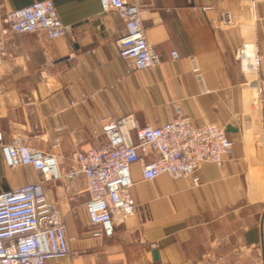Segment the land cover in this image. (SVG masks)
Returning <instances> with one entry per match:
<instances>
[{
    "label": "crops",
    "instance_id": "0c3cea01",
    "mask_svg": "<svg viewBox=\"0 0 264 264\" xmlns=\"http://www.w3.org/2000/svg\"><path fill=\"white\" fill-rule=\"evenodd\" d=\"M36 1L0 0V11ZM54 2L71 27L66 36L49 39L39 31L6 38L0 94L5 142L20 134L34 148L68 157L104 142L92 137L102 119L133 115L160 126L172 118L173 102L196 126L237 131L226 132L234 141L232 155L222 167L204 163L198 185L167 175L144 180L141 164L134 163L136 212L116 225L113 237L93 236L98 227L87 215L83 176L46 181L72 251L47 264H264V106L262 112L252 108L256 72L251 78L248 53L258 50L264 77V4L257 3L255 20L249 0H140L147 41L162 61L127 73L116 45L126 28L116 10L103 12L100 0ZM69 167L63 160L61 168ZM41 178L32 166L9 167L0 147V193Z\"/></svg>",
    "mask_w": 264,
    "mask_h": 264
},
{
    "label": "built area",
    "instance_id": "2783aa9c",
    "mask_svg": "<svg viewBox=\"0 0 264 264\" xmlns=\"http://www.w3.org/2000/svg\"><path fill=\"white\" fill-rule=\"evenodd\" d=\"M139 1L100 0L103 12L114 9L124 20L126 33L116 40V45L120 57L127 61V73L154 68L162 61L147 41ZM249 2L256 20L257 3L264 4V0ZM226 19L232 22L229 15ZM259 20L264 21V15ZM70 30L61 20L54 0H39L13 11H0V94L8 35L43 31L49 39H58ZM171 54L174 59L179 57L177 50ZM256 62L252 108L262 112L264 77L259 74L258 50ZM192 63L196 78L203 84L201 67L195 59ZM172 106V118L160 126L142 124L133 115L102 119L92 137L95 140L104 137V142L88 150L75 149L68 157L34 148L20 134L5 142L0 132V147L8 166L29 165L42 176L37 182L0 193V264H47L72 254L60 209L44 186L48 180L73 182L83 176L88 192L87 215L90 223L98 227L93 236L103 238L113 237L116 225L136 212L131 193L134 163L141 164L144 180L167 175L174 179L192 178L197 185L200 182L197 173L204 163L222 167L234 149V141L225 129L214 123L196 126L179 102H173ZM153 154L155 158H147ZM65 159L70 161L67 171L61 168Z\"/></svg>",
    "mask_w": 264,
    "mask_h": 264
},
{
    "label": "rangeland",
    "instance_id": "374dc122",
    "mask_svg": "<svg viewBox=\"0 0 264 264\" xmlns=\"http://www.w3.org/2000/svg\"><path fill=\"white\" fill-rule=\"evenodd\" d=\"M263 56H264V53H262L261 59L264 58ZM262 63H263V62H261V64H262ZM254 67H255V66H254V62H253V66L251 65V67L249 68V70H250V75H251L250 77H251V78H254V69H255Z\"/></svg>",
    "mask_w": 264,
    "mask_h": 264
},
{
    "label": "water",
    "instance_id": "95a60500",
    "mask_svg": "<svg viewBox=\"0 0 264 264\" xmlns=\"http://www.w3.org/2000/svg\"><path fill=\"white\" fill-rule=\"evenodd\" d=\"M225 131L226 132H231V131H237V128L231 126V125H228L226 128H225Z\"/></svg>",
    "mask_w": 264,
    "mask_h": 264
},
{
    "label": "bare ground",
    "instance_id": "6f19581e",
    "mask_svg": "<svg viewBox=\"0 0 264 264\" xmlns=\"http://www.w3.org/2000/svg\"><path fill=\"white\" fill-rule=\"evenodd\" d=\"M248 53L253 56L254 66H256V63H257L256 62V51L255 52L248 51Z\"/></svg>",
    "mask_w": 264,
    "mask_h": 264
}]
</instances>
